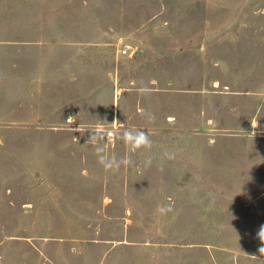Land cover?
Returning <instances> with one entry per match:
<instances>
[{"label": "rangeland", "instance_id": "1", "mask_svg": "<svg viewBox=\"0 0 264 264\" xmlns=\"http://www.w3.org/2000/svg\"><path fill=\"white\" fill-rule=\"evenodd\" d=\"M261 225L264 0H0V264H260Z\"/></svg>", "mask_w": 264, "mask_h": 264}, {"label": "clouds", "instance_id": "2", "mask_svg": "<svg viewBox=\"0 0 264 264\" xmlns=\"http://www.w3.org/2000/svg\"><path fill=\"white\" fill-rule=\"evenodd\" d=\"M138 92L142 95H150L153 92V89L149 86H142L138 89ZM146 119L149 121H154L155 116L151 113H144ZM106 122H103L99 119H96V123L84 130V133H89L86 144L91 145L95 150L96 161L98 165L102 167V169L106 172H112L113 174L118 173L122 167H129L134 164L132 159L128 155L117 157L115 154H109L106 149V140L112 135V132L105 129L103 125ZM113 125H120L119 128H114V136L112 137L114 140H118L123 145L130 148L133 152L144 149L150 150L152 147L153 141L150 138L149 133L141 128H126L123 127L119 121H114L111 123ZM253 125V127H257ZM72 132H80V125L77 128L70 129ZM83 133V134H84ZM73 141L79 143V139L73 135ZM164 159H174L175 153L165 151L162 154ZM143 165L145 168H150L152 166V159L149 157L144 162ZM157 211L160 214H167L173 211L172 204L166 206H159ZM257 239L261 242V247L258 249L259 257L256 255H251L252 258L258 260L260 264H264V225H261L259 230L257 231Z\"/></svg>", "mask_w": 264, "mask_h": 264}, {"label": "built area", "instance_id": "3", "mask_svg": "<svg viewBox=\"0 0 264 264\" xmlns=\"http://www.w3.org/2000/svg\"><path fill=\"white\" fill-rule=\"evenodd\" d=\"M126 51V49H123V52H125Z\"/></svg>", "mask_w": 264, "mask_h": 264}, {"label": "bare ground", "instance_id": "4", "mask_svg": "<svg viewBox=\"0 0 264 264\" xmlns=\"http://www.w3.org/2000/svg\"><path fill=\"white\" fill-rule=\"evenodd\" d=\"M253 124H254V122H253Z\"/></svg>", "mask_w": 264, "mask_h": 264}]
</instances>
